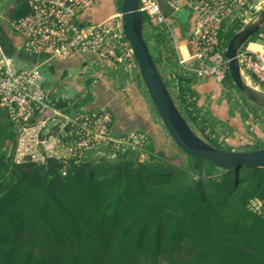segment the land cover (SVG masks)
Here are the masks:
<instances>
[{
	"label": "trees",
	"instance_id": "obj_1",
	"mask_svg": "<svg viewBox=\"0 0 264 264\" xmlns=\"http://www.w3.org/2000/svg\"><path fill=\"white\" fill-rule=\"evenodd\" d=\"M29 12L19 0L8 17ZM180 28L185 42L190 29ZM176 76L182 102L196 109L184 97L194 96L188 81ZM153 134L145 159L128 148L16 163L17 136L0 104V264H264V167L221 168L175 142L179 150L163 151L162 134Z\"/></svg>",
	"mask_w": 264,
	"mask_h": 264
},
{
	"label": "built area",
	"instance_id": "obj_2",
	"mask_svg": "<svg viewBox=\"0 0 264 264\" xmlns=\"http://www.w3.org/2000/svg\"><path fill=\"white\" fill-rule=\"evenodd\" d=\"M96 1L27 0L30 12L13 19L11 25L22 37L23 49L45 56L44 62L88 52L113 61L117 71H122L125 63L126 72L140 73L132 43L122 29L121 8L107 20L83 21L85 11ZM115 1L118 7L120 0ZM263 7L262 1L253 0H139V10L147 16L145 33L152 54L160 50L169 61L177 58L189 74H182L188 83L190 79L214 78L226 85L229 60L222 38L251 21ZM182 8L189 9L194 18L188 36V45L194 50L191 65L181 55L176 37L178 19L172 17ZM261 36L259 48L243 47L238 58L247 82L264 91V31ZM0 53V104L17 136L9 152L12 161L44 164L49 158H72L81 162L90 152H95L94 157L116 156L128 148H146V131L134 129L114 135L113 116L107 107L85 109L80 105L83 98L66 89L50 88L39 66L16 64L1 46ZM176 82L179 89V79ZM184 97L197 100L195 95Z\"/></svg>",
	"mask_w": 264,
	"mask_h": 264
},
{
	"label": "crops",
	"instance_id": "obj_3",
	"mask_svg": "<svg viewBox=\"0 0 264 264\" xmlns=\"http://www.w3.org/2000/svg\"><path fill=\"white\" fill-rule=\"evenodd\" d=\"M15 1L17 2L19 0L13 1L11 10L16 4ZM97 1L98 2L95 6L90 7L85 11L82 18L83 21L92 20L100 22L107 20L115 13V0ZM259 1H262V4L264 5V0H253L255 3ZM111 6L113 11H110ZM193 20V14L191 13L188 31L189 29L191 31V24L193 23ZM109 23H112V21L109 20ZM176 26V29H179L180 27L182 29L184 28V25H182L180 20H178ZM180 33L183 35L182 30ZM187 33H184V36L186 37L185 42H179L180 38L177 36V33L176 37L180 46L182 57L189 61L187 62L189 63L188 65H191L194 62L192 59L193 57L191 58L194 50L188 45L189 33ZM230 33L232 32L230 31L227 35L223 36V45H226ZM255 36H253L246 43L248 44L251 41V46L249 47L251 49L259 48L262 42V36L257 38ZM162 44L166 45L165 43ZM0 46L5 52V56L10 57L16 64L29 67L36 65L39 66L40 70L45 75L47 85L50 88L56 91L66 89L72 96H77L85 89L87 94L92 93L93 95L90 97L91 99L85 98V103H87L85 106L88 108H97L107 105L113 108L116 116L115 121H113L114 123L112 122V133L114 135H120L128 133L131 130L138 129L146 131V133L152 137V135H154L153 132L156 133L155 135H161V126L167 130L166 127L160 123V116L155 106L154 109L151 107V97L149 99L146 94H144L142 86L139 84L137 85V83H133V81L128 82L126 81V78L120 77L122 74H125L128 78H132L136 75L135 72L133 74L126 75L127 72L125 71V63L121 64L122 71H117L113 61L101 59L88 52L76 53L66 59H51L44 62L46 59L45 56L43 57L42 55L29 53L23 49L22 37L10 30L8 20L6 23H4V20H0ZM157 53L158 55L153 51L154 58L173 98L174 94L172 93L169 83L174 86V89H176L180 98H182L180 95V89L177 88L176 81L178 78H176V75L185 74L184 76H188L189 74H187V71L182 68L183 66L179 64L177 58L169 61L164 54L160 52V50H157ZM44 66H47L46 73L42 70V67ZM190 80L191 83L188 84L190 85V89L192 91L189 90V93H194L196 99H199V104L203 107V109L207 112H211L212 114L210 115L214 120L225 122L231 126L233 134H231V137L228 138L230 146L237 148L248 145L252 140L251 133L245 126L242 116L239 113L233 114L231 112L228 100L223 96V91L226 89L228 90L231 85H228V82L227 85L219 84L214 78ZM232 88L235 87L232 86ZM209 97H211V99H209ZM156 127L159 130H157ZM256 133L259 134L260 137L264 138V133L262 134L260 129H256ZM151 137L150 141L155 138ZM162 138L163 137L160 139ZM162 150L165 151V149ZM142 151L145 152L144 150Z\"/></svg>",
	"mask_w": 264,
	"mask_h": 264
},
{
	"label": "water",
	"instance_id": "obj_4",
	"mask_svg": "<svg viewBox=\"0 0 264 264\" xmlns=\"http://www.w3.org/2000/svg\"><path fill=\"white\" fill-rule=\"evenodd\" d=\"M121 25L125 36L132 43L139 72L153 104L177 146L186 154L209 159L221 168L246 164L264 167V148L242 151L222 149L202 138L189 124L173 98L152 54L146 38L143 15L139 10V0H122ZM262 30H264V7L251 21L235 31L224 54L229 60V73L236 87L249 101L264 109V91L247 82L238 58L240 50Z\"/></svg>",
	"mask_w": 264,
	"mask_h": 264
},
{
	"label": "rangeland",
	"instance_id": "obj_5",
	"mask_svg": "<svg viewBox=\"0 0 264 264\" xmlns=\"http://www.w3.org/2000/svg\"><path fill=\"white\" fill-rule=\"evenodd\" d=\"M13 1L14 0H0V20H4V23H6V21L8 20L9 28L11 31H13V28L11 25V21L13 18L8 17V15L10 14L11 7L13 6V4H12ZM121 6H122V0H120L118 2V7L116 6V8H121ZM117 11H119V10H117ZM172 17H173V19L180 20L182 25H188L189 26V20L191 18V12L189 9L182 8L179 11H177L176 13H174ZM143 19L145 21L147 20V16L145 14H143ZM231 32H233V31H231ZM261 32L263 33V30ZM233 35H231V38ZM257 37H260V35L256 36V38ZM250 42L248 44H246L244 46V48L250 47L251 46ZM227 43H229V42H227ZM227 43H226V45H228ZM156 54L158 55L157 52H156ZM1 57L2 56L0 53V58ZM42 70L46 73L47 66L42 67ZM133 73L134 72H132V73L127 72L126 75H130ZM120 77L126 78L127 79L126 81H128V82L133 81V83H137V85L138 84L141 85L142 90L144 91V94H146V96L150 99L148 90L146 88V85H145L140 73L139 74L136 73V75H134L132 78H128L127 76H125V74H122ZM227 82H228V85H231V87H229L228 90L226 89L223 91V96L228 100L231 112L233 114L239 113L242 116L245 126L247 127V129L249 130V132L252 135V138H251L252 140L245 147H237V148L231 147L230 144L228 143V138L231 137V134H233V132H232L233 130H232L230 125L226 124L225 122H220L219 120H214L213 117H211V115H210L212 113L207 112L199 104V99L196 101V106H197L196 109L192 110V109H189L188 107L185 108L183 105L184 100L182 102V100H181L182 98H180L176 89H174V86L171 83H169V86L172 90V93L174 94V98L178 102L177 104L180 105V108H181L184 116H186V119L189 122V124L202 138L206 139L208 142L211 141L212 143L211 142L210 143L212 145L219 147V148H222V149L235 150V151L264 148V138L260 137V135L256 133V129H260L262 131V134L264 133V109L261 107H258L257 105H255L251 101H249L240 92V90L237 87L232 88V83H234V82L229 75L227 77ZM227 82H226V85H227ZM233 85H235V84H233ZM85 93L87 95V91L84 89L76 97L83 98L85 96ZM209 99H211V97H209ZM150 101H151V107L154 109L153 101L151 99H150ZM84 103H85V99H83L80 102V105H84ZM187 105L191 106V103H187ZM190 111H192V112H190ZM194 111H195V115L193 116L192 113ZM196 119H197V121H196ZM160 123L163 124V122L161 121V118H160ZM163 126H164V124H163ZM167 133H168V131L165 130L161 126V134H163L162 135L163 138L161 139L160 142H161V145L165 147V150H166V148L170 149L172 147L171 145H173V143H174L171 136ZM152 141L153 140H151V142ZM174 147H175V149L179 150L178 148H176V146H174ZM146 157H147V153L143 152L142 158L145 159ZM218 171H221V170H218ZM251 206L255 209H259L261 205H260L259 201H254V202H252Z\"/></svg>",
	"mask_w": 264,
	"mask_h": 264
},
{
	"label": "clouds",
	"instance_id": "obj_6",
	"mask_svg": "<svg viewBox=\"0 0 264 264\" xmlns=\"http://www.w3.org/2000/svg\"><path fill=\"white\" fill-rule=\"evenodd\" d=\"M178 106H179V104H178ZM180 108V107H179ZM182 112V111H181ZM183 113V112H182ZM184 115V114H183Z\"/></svg>",
	"mask_w": 264,
	"mask_h": 264
}]
</instances>
